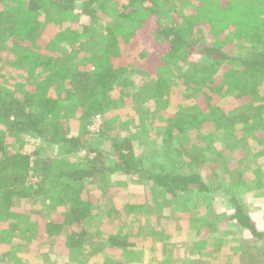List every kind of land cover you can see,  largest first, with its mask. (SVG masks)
<instances>
[{
	"label": "trees",
	"instance_id": "16d2710c",
	"mask_svg": "<svg viewBox=\"0 0 264 264\" xmlns=\"http://www.w3.org/2000/svg\"><path fill=\"white\" fill-rule=\"evenodd\" d=\"M4 51L0 264H19L14 234L54 264H135L201 202L197 253L225 245L232 264H264V150L247 152L250 176L237 151L264 136V0H0ZM127 96L133 123L106 117ZM113 124L140 126L119 136Z\"/></svg>",
	"mask_w": 264,
	"mask_h": 264
},
{
	"label": "rangeland",
	"instance_id": "374dc122",
	"mask_svg": "<svg viewBox=\"0 0 264 264\" xmlns=\"http://www.w3.org/2000/svg\"><path fill=\"white\" fill-rule=\"evenodd\" d=\"M247 43V42H246ZM245 43V44H246ZM98 47V46H97ZM238 51L235 50L234 53H236ZM242 55H245L247 53V50L242 49L241 50ZM1 59L3 61V64H1L3 70L2 71H8V67L6 66V64L4 63V61L8 60L10 58V54L7 51H4L1 53ZM191 63L187 62V64L185 65V67H189V70L191 69ZM11 71V70H10ZM9 73V71H8ZM13 73V72H12ZM155 73V71H154ZM159 74L162 75V71L158 72ZM135 74V72H134ZM138 76V75H137ZM134 76V77H137ZM131 79L133 78V75H126L125 78ZM169 78L171 79L172 77L169 76ZM18 80V79H17ZM20 81V79L18 80ZM31 81V80H30ZM126 84V83H125ZM264 85V84H263ZM262 85V91L264 89V86ZM130 88L132 89L133 87L131 85H129ZM124 89H128L130 90L127 86L124 87ZM122 88L118 87V90L115 93H118L119 96L123 95L124 92ZM130 101V98L127 96L124 99V104L123 103H116V106L113 105L111 106L112 108H109V111H107V115L106 117H115L118 118L119 120L123 121L125 119H127V117H129L128 115H125L127 110L129 111V113L131 114V110L130 108L127 107L126 102ZM178 102V101H177ZM112 105V104H111ZM103 121V117H97V120L95 119L93 127L96 128L101 122ZM129 121L130 123L134 121L133 117H129ZM140 126V125H139ZM139 126L136 124L134 127L131 126L130 124V129H128V131L121 129V127H118V124H113L111 125V131L110 132H114L119 136H128L130 133L134 132L135 130H137L139 128ZM106 129V128H105ZM108 133V132H107ZM107 133L103 134L100 140H103L105 143L109 142V140L107 139ZM150 137H152L155 140L156 144H159V140L160 137L159 136H155L154 133L149 134ZM150 140V139H149ZM34 141V140H33ZM36 142V141H34ZM97 140H93V143H96ZM148 150L152 149V146L150 144H148ZM37 146L40 147L42 146L41 143H37ZM30 147V146H28ZM242 148L239 147L238 153H241L239 157H245L246 156V160L243 158L242 159V163H239L240 167L242 168V174L243 175H247L250 176L249 171L247 170L246 167H244V165L249 164L250 162H252L253 160L256 159V162H259L260 167H262L263 171H264V154L260 155L258 158H255L254 155H247V152H256L259 150H264V136L259 135L257 136L255 139H248V140H244L242 146ZM147 146L144 147L143 150H146ZM52 150V149H51ZM245 156H244V154ZM52 153H50L49 151V155H51ZM255 158V159H254ZM234 164H236L234 162ZM224 175V174H222ZM221 175V177H222ZM222 200H218L215 198V202L216 203H220L221 207L225 206V203ZM115 202V208H119L120 205H118V200L116 199ZM114 202H113V206H114ZM217 206V204H216ZM96 211H98L97 209H95ZM203 210H205L203 203H199L198 207H196V209H192V214L189 215V213H177V217L174 220H169L167 221V224H164V227L166 228L169 236H163V240H164V245L163 246H159L161 248H156V246L149 248L151 250V256L149 257V255H146V250H142L141 247H139V251L136 252L138 253V256L135 257L138 262H135V264H161V259H160V255L164 254L167 256H171V259L173 262L172 264H188L187 262H189V264H232L233 260L232 258L230 259L232 251L231 249L229 250L227 248V246L223 245L220 246V249L217 252H214L213 247L211 246L210 249L207 247V249H204L202 251H200L199 253L196 252V247H197V238H203L202 235L199 234V232L197 231L196 227V221L194 220V217L191 218V216H195L198 215L200 212H202ZM103 211H101V213H99V211L97 212V216L99 217L98 219H101L104 214L105 211L102 213ZM52 214V213H51ZM95 215V217H97ZM94 217V218H95ZM92 219L93 221V225L91 223V225H89L88 227L90 228V232H96V228H100V224H96L97 221L100 222L98 219ZM105 223L103 224L102 228L106 231V232H113L114 228H115V224L116 223H112L111 221L113 220V217L110 218L108 215L106 216ZM112 219V220H110ZM196 219V218H195ZM128 221H130V217L126 220H122L121 218L118 219V223L117 225L120 226L122 223H127ZM96 222V223H95ZM116 226V227H118ZM259 227L260 229L264 230V220L261 221V223H259ZM224 227H222L221 229H223ZM198 232V233H197ZM227 233V232H226ZM231 235L233 236L232 238L229 236V232L227 234V236H229L228 239L230 245L228 246H233L234 243L239 242V238H245V233L242 232L240 229H237L233 232H231ZM197 237V238H196ZM208 237V236H207ZM194 242V243H193ZM11 245H15L16 248V252L14 253L16 257H18L19 264H54L52 261V258L50 257V255L47 252V246L46 248H44L43 245H38L37 242L36 244L38 246H35L33 244L30 243H26L23 242L18 236H16L14 234V236L12 237V242L10 243ZM47 245V244H46ZM31 248H35V249H31ZM37 248V249H36ZM164 248V250L162 251V249ZM157 249V250H155ZM144 251V252H143ZM201 252H203V254H201ZM205 252L209 255H206ZM129 255H131V253H128ZM116 257V256H114ZM57 260H62L63 258L60 256L56 257ZM95 259H97L95 257V254H92V256H90L88 258V264H94ZM231 261V262H230ZM236 264V263H235Z\"/></svg>",
	"mask_w": 264,
	"mask_h": 264
},
{
	"label": "built area",
	"instance_id": "2783aa9c",
	"mask_svg": "<svg viewBox=\"0 0 264 264\" xmlns=\"http://www.w3.org/2000/svg\"><path fill=\"white\" fill-rule=\"evenodd\" d=\"M96 120H97V118H96ZM97 127H98V126H97ZM97 127H96V128H97ZM89 129H90V130H94L95 128L93 127V125H91V126L89 127Z\"/></svg>",
	"mask_w": 264,
	"mask_h": 264
}]
</instances>
